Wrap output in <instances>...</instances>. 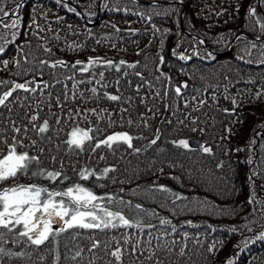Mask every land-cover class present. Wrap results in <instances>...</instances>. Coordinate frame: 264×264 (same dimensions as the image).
Here are the masks:
<instances>
[{"label":"trees","instance_id":"1","mask_svg":"<svg viewBox=\"0 0 264 264\" xmlns=\"http://www.w3.org/2000/svg\"><path fill=\"white\" fill-rule=\"evenodd\" d=\"M21 1L0 0V18L7 17L0 20V34L7 32L10 41H0V81L5 82L0 96L17 83L36 91L18 89L0 106V132L10 140L14 126L27 125L26 116L39 111L48 118L47 139L29 131L38 143L25 150L37 155L43 148L42 160L50 169L63 164L70 179L57 182L61 188L77 179L74 169H115L106 179L80 183L156 214L143 217L154 225L151 229L127 230L141 244L135 255L131 244L124 246L123 264H264V239H258L264 233V0H102L101 5L100 0H25L19 6ZM12 19L19 20L18 27L6 29ZM183 51L187 59H180ZM90 58L103 63L82 71ZM41 61L68 66L52 68ZM77 61L82 64L72 67ZM100 72L104 79L97 84ZM81 80L85 83L74 89ZM176 87H181L179 96ZM105 92L122 99L107 100ZM93 109L104 119L90 115ZM77 110L89 113L87 119ZM75 126L100 129L92 133L97 139L127 132L134 137L133 148L121 143L114 152L103 146L92 152L86 145L73 154L65 140ZM157 131L159 139L150 145ZM180 139H197L201 146L178 148L173 141ZM203 146L211 152L204 153ZM160 186L169 192L158 191ZM161 219L170 223L161 225ZM123 231L81 230L75 238L65 232L39 247L9 234L0 246L24 255L0 256V264H109L113 258L104 245ZM89 235L100 247L89 251ZM78 250L81 256L72 259Z\"/></svg>","mask_w":264,"mask_h":264},{"label":"snow or ice","instance_id":"2","mask_svg":"<svg viewBox=\"0 0 264 264\" xmlns=\"http://www.w3.org/2000/svg\"><path fill=\"white\" fill-rule=\"evenodd\" d=\"M254 11V9H249V15H253ZM8 15L9 13L4 12V16ZM18 25L19 20L12 19L11 24H4L3 26L6 29H14ZM12 37L13 39L15 38V32H12ZM0 41H4V43L10 42L7 32L0 34ZM251 47L255 48L256 45L253 43ZM3 50V47H0V52H3ZM44 51H50V49L45 48ZM262 56H264V51H262ZM180 59H186V57L181 56ZM4 63L7 64V61ZM101 63L103 61L100 58H90L87 65L82 68V71L87 72L89 67ZM261 63H264V59L261 60ZM41 64L48 65L52 68L57 67V65L63 67L68 66L64 61H56L50 65L47 61H41ZM80 64L82 62L77 61L72 67ZM107 64L111 66L112 62L107 61ZM124 64L125 61H120V65ZM127 67L134 68L136 65L127 64ZM116 70H120L119 65L116 66ZM136 74L140 75V73ZM93 76H95V73H93ZM99 77L100 79L96 81L97 84L103 81L104 73L100 72ZM67 79H74V77L68 76ZM91 82V80L87 81V83ZM0 83L5 82L0 81ZM28 83L33 82L29 81ZM81 83H85V81L81 80L74 83L73 88L78 90L79 84ZM103 86L106 87V85ZM149 86L151 87V85ZM44 87L47 88L49 85L45 83ZM181 87L186 88L187 85L185 84ZM181 87L175 88L177 96L181 94ZM18 89L26 93H34L36 91V88H29L28 84L25 83L14 84L12 90L0 96V106H6V102L12 97L13 92ZM90 91L94 97L97 96L96 87H92ZM75 95L76 93L74 92L73 96ZM156 95L159 97L160 93L157 92ZM103 96L110 101H119L122 99L121 96L110 95L107 92ZM57 103H60L59 100H57ZM185 106H187V103ZM37 109L39 110V105H37ZM76 115H83V118L87 119L89 113L81 114L77 110ZM90 115L95 116L97 119H104V114L96 112L95 109L91 110ZM25 119H27L28 123L23 128L14 126L11 129L12 137L10 140L3 132H0V245L7 242L9 234H12L18 242L20 238H24L32 245L39 247L46 242L54 240L61 233L65 232H69L75 238L76 236L82 235L81 230L111 234L118 232L120 229H124L125 231L119 232L118 235L112 234L104 245L107 250L106 254L113 258L112 261H109V264H123V257L127 251L124 246L131 244L132 255H135L141 244V241L136 235L127 230L135 229L143 232L145 228L151 229L154 225L145 224L143 217L154 216L156 214L142 209L140 204L132 205L131 201H125L116 193L98 195L92 188L80 183V181L87 182L93 179L95 181L106 179L110 172L115 171L114 168L105 167L99 170V172L88 166L74 169V175L77 179L63 188L59 187L57 182L58 184H65L70 179L64 171L63 164H61L59 169H50L43 163V148H39V154L37 155H32L29 150H25L27 148L37 147L38 143L36 139L27 136L29 131L35 132L42 140L47 139L44 134L49 132V119L41 118L39 111L31 116H26ZM56 122H60L59 118ZM127 123L131 125L132 121L129 120ZM99 131L100 129L98 128L72 127L65 140V143L68 145V150L73 154H78V152L85 151L87 145V149L92 152H95L96 149L102 146L114 152L116 150L114 145L118 146L121 143L126 144L128 148H133L132 141L134 137L127 132H116L107 135L104 139H97L92 133ZM158 139L159 131H157L156 138L150 141V145H155ZM26 140L30 141V143H26ZM173 143L178 148H189V142L185 139L173 141ZM134 151L139 152L140 149H134ZM202 151L204 153H210L211 149L203 146ZM99 158L101 160L104 159L103 156ZM51 159L53 162H56L55 156L51 157ZM39 180H44L49 182V184L57 186L50 187L49 184L38 183L37 181ZM98 186L101 188L106 187L103 184ZM157 190L166 193L169 192L167 188L162 186ZM122 191L123 189H121ZM132 194L135 195V192ZM170 194L175 196L176 199L182 198L176 193ZM249 202L251 203V201ZM133 211H135V215H132ZM169 223L166 219L160 220L161 225H167ZM54 225H59V228L55 229ZM232 231L236 230L232 229ZM86 239L91 242L89 251L100 247V242L95 236L89 235ZM156 239H160V237H156ZM258 239H264V233ZM147 243L151 246L152 242L148 240ZM113 244H115L114 248L112 247ZM81 251H76L71 258L76 259L80 257ZM180 254L183 255V249H181ZM4 255L23 256L24 253L14 254L0 246V256ZM153 255L154 253L150 254L148 259L151 260ZM58 260L59 255L57 254ZM156 264H160V262L157 261ZM228 264H233V262L229 260Z\"/></svg>","mask_w":264,"mask_h":264},{"label":"rangeland","instance_id":"3","mask_svg":"<svg viewBox=\"0 0 264 264\" xmlns=\"http://www.w3.org/2000/svg\"><path fill=\"white\" fill-rule=\"evenodd\" d=\"M21 2H22V1H21ZM101 3H102V0H100L99 4L101 5ZM184 3H187V0H184ZM143 4L149 5V4H152V2H143ZM19 6H20V5H19ZM183 9H184V4H183ZM183 9H182V12L184 11ZM5 18H7V17H5ZM5 18H4V19H5ZM4 19H3V20H4ZM236 38H237V37L235 36V38H233V39L231 40L230 44H231L232 46H233V43H234V41L236 40ZM202 41H203V40H202ZM203 43L205 44V46H207L206 43H205L204 41H203ZM230 44H229V45H230ZM186 52H187V51H183V52H181V53H182L181 56H184V57H186V59H187L188 54H187ZM188 52H190V51H188ZM212 54H213V52H212ZM217 56H218V55H217ZM221 56H224V55H221ZM221 56H220V57H221ZM189 141H190V140H189ZM54 228H55V229H58V228H59V225H54Z\"/></svg>","mask_w":264,"mask_h":264},{"label":"water","instance_id":"4","mask_svg":"<svg viewBox=\"0 0 264 264\" xmlns=\"http://www.w3.org/2000/svg\"><path fill=\"white\" fill-rule=\"evenodd\" d=\"M25 0H22V2L19 4L20 6L23 4ZM4 18H0V20H3ZM205 45V44H204ZM232 47V45L230 44ZM189 142V147L190 148H199L201 146V142L197 139H191Z\"/></svg>","mask_w":264,"mask_h":264},{"label":"bare ground","instance_id":"5","mask_svg":"<svg viewBox=\"0 0 264 264\" xmlns=\"http://www.w3.org/2000/svg\"><path fill=\"white\" fill-rule=\"evenodd\" d=\"M259 1V0H258ZM184 10V9H183ZM183 13V12H182ZM181 18H182V16H181ZM182 21V20H181ZM183 29V28H182ZM237 37V36H236ZM231 47V46H230ZM232 48V47H231ZM219 56H221V55H219Z\"/></svg>","mask_w":264,"mask_h":264}]
</instances>
